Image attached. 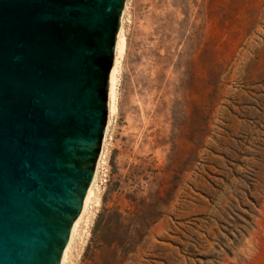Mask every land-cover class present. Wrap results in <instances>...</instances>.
<instances>
[{
    "label": "rangeland",
    "instance_id": "1",
    "mask_svg": "<svg viewBox=\"0 0 264 264\" xmlns=\"http://www.w3.org/2000/svg\"><path fill=\"white\" fill-rule=\"evenodd\" d=\"M122 18L116 111L65 264H264V0H126Z\"/></svg>",
    "mask_w": 264,
    "mask_h": 264
},
{
    "label": "water",
    "instance_id": "2",
    "mask_svg": "<svg viewBox=\"0 0 264 264\" xmlns=\"http://www.w3.org/2000/svg\"><path fill=\"white\" fill-rule=\"evenodd\" d=\"M126 0H0V264H62L109 119Z\"/></svg>",
    "mask_w": 264,
    "mask_h": 264
},
{
    "label": "bare ground",
    "instance_id": "3",
    "mask_svg": "<svg viewBox=\"0 0 264 264\" xmlns=\"http://www.w3.org/2000/svg\"><path fill=\"white\" fill-rule=\"evenodd\" d=\"M124 11H125V9H124ZM121 21H123V18H122ZM125 43H126V41H125L124 29H123V25H122L121 28H120V31H119V35H118L116 52H115V62H114V66H113L111 77H110L109 119H108V127H107L106 134H105V137H104L105 141H103L102 152H101V156L99 158V161L97 163V169H96V174H95V178H94L93 184L91 185V187L89 189V192H88V195H87V198L85 200V205H84V208H83V212H82V214L80 215V217L77 219V221L74 224L73 232H72V235H71V239H70L69 244H68V246H67V248L65 250L62 264L66 263L69 251H70L71 246H72V244H73V242L75 240L76 233H77L78 227L80 225V222L84 218L85 214L87 213L89 205H90V203H91V201L93 199V196L95 194V189H96L97 181H98V178H99V171H100V168L102 166V162H103V159H104V156H105V152H106L105 148H106L107 134H108V131H109L108 129L110 127V124L112 123V119H113V116L115 115V111H116L118 84H119V76H120V69H121L120 67H121V63H122L123 52H124V49H125Z\"/></svg>",
    "mask_w": 264,
    "mask_h": 264
},
{
    "label": "trees",
    "instance_id": "4",
    "mask_svg": "<svg viewBox=\"0 0 264 264\" xmlns=\"http://www.w3.org/2000/svg\"><path fill=\"white\" fill-rule=\"evenodd\" d=\"M127 218L122 214V213H118L116 215V218L115 219H112L111 217L108 218L105 222V225L107 226H110V225H113V224H117L119 222H123L125 221Z\"/></svg>",
    "mask_w": 264,
    "mask_h": 264
}]
</instances>
